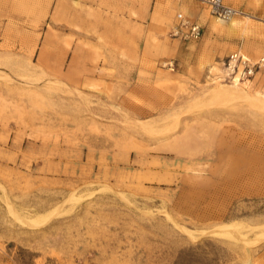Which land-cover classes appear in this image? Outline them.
I'll list each match as a JSON object with an SVG mask.
<instances>
[{
	"label": "rangeland",
	"instance_id": "374dc122",
	"mask_svg": "<svg viewBox=\"0 0 264 264\" xmlns=\"http://www.w3.org/2000/svg\"><path fill=\"white\" fill-rule=\"evenodd\" d=\"M225 3L0 0V264H264V74L222 80L264 0Z\"/></svg>",
	"mask_w": 264,
	"mask_h": 264
},
{
	"label": "built area",
	"instance_id": "2783aa9c",
	"mask_svg": "<svg viewBox=\"0 0 264 264\" xmlns=\"http://www.w3.org/2000/svg\"><path fill=\"white\" fill-rule=\"evenodd\" d=\"M203 2L210 7L211 13L220 21L229 22L236 17L247 16L244 11L227 5L225 0H203ZM203 33V27L200 24L180 14L172 35L183 40H198ZM222 73V80L230 83L236 80L250 81L257 75L264 74V57L250 59L241 52H235L224 60Z\"/></svg>",
	"mask_w": 264,
	"mask_h": 264
},
{
	"label": "bare ground",
	"instance_id": "6f19581e",
	"mask_svg": "<svg viewBox=\"0 0 264 264\" xmlns=\"http://www.w3.org/2000/svg\"><path fill=\"white\" fill-rule=\"evenodd\" d=\"M221 23H224V21H221ZM234 21H232V24L231 25H234L233 24ZM246 83H243V82H239L238 80H236L232 87L234 88H240L241 85H245ZM223 86V85H222ZM224 87V86H223ZM228 87V86H227ZM224 90V88L222 89ZM226 92V90H225ZM241 92L238 91V94H240ZM236 94V93H235ZM250 94V93H249ZM241 95V94H240ZM245 96V95H244ZM247 96V95H246ZM256 96V95H255ZM252 97V96H251ZM258 97V96H257ZM255 97V98H257ZM263 98V97H262ZM261 100V99H259ZM254 102V101H253ZM262 104H264V101H261ZM255 103V102H254ZM257 104V102H256ZM60 214L57 210H54V212H51L47 215H44L42 217H45V220H41V221H32L30 222L29 224L32 226V227H36V226H40V225H44L46 224L47 222H49L53 217H55L56 215ZM234 231H236V228L231 226V225H225V226H221V227H218V228H215L214 230L210 231V232H204V233H211V234H214L216 236H227V234L229 233H233ZM194 239L196 237H193Z\"/></svg>",
	"mask_w": 264,
	"mask_h": 264
}]
</instances>
